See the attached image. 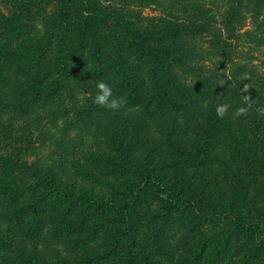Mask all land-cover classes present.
I'll return each instance as SVG.
<instances>
[{"label": "rangeland", "instance_id": "rangeland-1", "mask_svg": "<svg viewBox=\"0 0 264 264\" xmlns=\"http://www.w3.org/2000/svg\"><path fill=\"white\" fill-rule=\"evenodd\" d=\"M59 2L0 0V162L11 160L24 170L36 166L86 193L93 204L90 222L80 229L78 214L49 207L18 214L34 180L19 172L24 197L13 203L0 193V264H25L24 258L32 264H89L92 257L98 264H128L130 239L114 246L106 217L127 207L131 228L148 240L159 195L154 186L137 193L131 189L138 182L134 174L118 173L114 157L126 141L131 168L144 154L159 167L165 159L175 160L164 148L167 138L189 144L215 131L210 150H190L193 165L157 172L165 175L163 198L192 201L175 222L155 224L162 250L151 257L153 264H194L197 241L186 231L189 224L200 227L204 236H215L210 248L242 240L236 225L241 209L264 227V150H248L250 134L264 132L258 128L264 116L255 111L264 102L252 104L246 116L234 115L243 105L244 85L253 87V74L259 75L255 87L264 89V0H97L111 14L100 28L107 53L115 43L113 19L120 16L146 28L152 38L148 44L167 45L177 54L173 69L189 86L186 112L155 110L152 92L158 77L126 45L121 46L125 73L133 80L138 104L117 67L106 66L99 78L89 48L62 66L54 20ZM244 73L250 79L242 80ZM99 80L122 99L118 110L94 102ZM221 103L229 105L223 118L216 114ZM229 247L227 261L239 264L245 246Z\"/></svg>", "mask_w": 264, "mask_h": 264}, {"label": "trees", "instance_id": "trees-1", "mask_svg": "<svg viewBox=\"0 0 264 264\" xmlns=\"http://www.w3.org/2000/svg\"><path fill=\"white\" fill-rule=\"evenodd\" d=\"M24 1L29 2V0ZM76 12L79 13V16H74ZM110 15L107 8L99 7L97 0H60L54 18L55 28L58 30L56 44L59 63L63 66L70 58H80L84 48H89L94 62V69L99 78L105 76L103 73L107 72L106 66L114 69L117 67L124 75V87L130 92V99L138 104L140 97L133 92V80L125 73L126 60L123 59L121 46L126 45L133 50L137 60L150 67L154 76L158 77L152 92V103L155 110L186 112L189 109L188 100L190 96L187 91L189 86L179 79L173 69V63L178 59L176 58L177 54H174L173 49L167 45L153 46L148 44L152 39L149 31L139 26H131L120 16H117L116 20L113 19L115 24L111 26L113 30L111 37L115 43H113L110 53H107L102 43L103 34L100 28L107 22ZM69 33H72L71 40L68 38ZM176 34L177 31L170 35ZM162 36H166V34H162ZM258 77V74H253V87L249 88L250 94L255 99H252L253 105L264 102V89L261 90L255 87ZM253 121L257 122L258 120L254 119ZM258 128L264 131V120L262 126H258ZM196 133L199 132L195 131ZM214 133L215 131L212 130L203 137L193 138L189 144L175 140L173 137L167 138V144L164 145V148L169 150L167 153L172 155L175 160L165 159L162 166L159 167H157L156 162L154 163L150 154L147 156L144 154L139 162L131 168L133 163L130 161L127 152V147L130 144L126 141L120 146L117 155L114 157L115 160L113 159L116 167H118V173L122 176L134 174L133 176L136 177L138 182L132 183L131 189H135L137 193H142L154 186L155 189L153 190L159 195L157 210L151 214L148 240L143 241L142 236L144 234H139L136 229L131 228L127 219V207L112 210L114 213L106 217V224L113 227L114 246L123 238L130 239V250L126 254L128 264H153L151 257L162 250L155 224L159 221L165 224L175 222L178 217L177 213L185 209V205L192 201V198H163L165 175L160 176L161 172L174 166H183L190 163V165H193L191 152L199 150V153L202 154L210 150L213 145L212 136ZM258 143H260V146L256 149ZM248 150H264V132L263 134L260 132L253 133V136L250 134ZM151 155H154V153ZM0 165V193L5 194L13 203H17L24 197L23 176L21 177L19 172H23L22 175L28 173L34 179L32 184L26 188L29 200L21 201L16 208L18 214L36 213L49 207L60 211L64 215L78 214L80 216L78 217L80 229H84L90 222L89 209L93 204L90 201L92 198L86 193L77 191L74 186L63 185L53 174L33 165L25 166V170L11 160L4 165L3 162H0ZM256 165L257 161L253 158V169ZM239 213L236 225L242 240H237L235 245L226 240L225 243L219 242L220 244L210 248L211 244L216 241L215 236H204L202 229L200 227L196 228L193 224L185 226L189 236L197 241V251L192 258L194 264H234L227 261V257L232 250L229 245L237 249L245 246L246 251L242 255L241 261H238L239 264H264V227L258 220L253 218V215L244 214L243 209ZM180 221L182 224L187 225L186 218H180ZM87 259L89 264L100 263L95 257ZM24 263L32 264V260L24 258Z\"/></svg>", "mask_w": 264, "mask_h": 264}, {"label": "clouds", "instance_id": "clouds-1", "mask_svg": "<svg viewBox=\"0 0 264 264\" xmlns=\"http://www.w3.org/2000/svg\"><path fill=\"white\" fill-rule=\"evenodd\" d=\"M241 79L248 80L250 79V75L248 73H244ZM96 89H97V94L94 102L97 105L111 110H118L122 106V99L113 97L111 87L103 80H99L96 82ZM242 100H243V105H247V106L245 107L242 105L241 107L236 109L234 115L237 117L246 116L253 104L250 95L249 86L247 84H245L242 89ZM228 110H229V105L221 103L218 104L216 107V114L220 118H223L227 114ZM255 111L259 115L264 116V106L257 107Z\"/></svg>", "mask_w": 264, "mask_h": 264}]
</instances>
